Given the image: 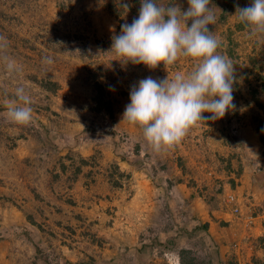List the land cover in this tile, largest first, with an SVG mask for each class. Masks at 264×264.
I'll return each mask as SVG.
<instances>
[{
	"label": "rangeland",
	"instance_id": "1",
	"mask_svg": "<svg viewBox=\"0 0 264 264\" xmlns=\"http://www.w3.org/2000/svg\"><path fill=\"white\" fill-rule=\"evenodd\" d=\"M252 2L210 4L236 109L155 151L123 120L130 91L195 62L151 69L112 51L140 0H0V264H264V33L236 14ZM19 86L28 125L7 115Z\"/></svg>",
	"mask_w": 264,
	"mask_h": 264
},
{
	"label": "clouds",
	"instance_id": "2",
	"mask_svg": "<svg viewBox=\"0 0 264 264\" xmlns=\"http://www.w3.org/2000/svg\"><path fill=\"white\" fill-rule=\"evenodd\" d=\"M140 2L138 18L121 25V33L113 37L112 51L126 62L151 69L161 63L174 66L182 57L195 62L188 73L177 72L171 79H141L130 91L123 120L139 126L148 144L160 151L181 143L198 123L222 119L236 109L235 69L232 61L218 52L221 41L208 27L216 21L211 0H187L186 11L175 4L160 6L156 0ZM237 13L239 21L254 33H264V0H253L243 8L237 6ZM7 47V39L0 36V50ZM4 59L9 74L20 71L15 60L7 56ZM31 104L25 88L17 87L14 98L5 101L9 119L19 125L30 124Z\"/></svg>",
	"mask_w": 264,
	"mask_h": 264
},
{
	"label": "trees",
	"instance_id": "3",
	"mask_svg": "<svg viewBox=\"0 0 264 264\" xmlns=\"http://www.w3.org/2000/svg\"><path fill=\"white\" fill-rule=\"evenodd\" d=\"M47 84H48V83H47ZM47 84H46V85H47ZM50 85H53V86H54L55 84L52 83V84H50ZM97 89H98V91H99L100 89H102V87H101L100 85H98V86H97ZM101 99H102V96H101V94L99 93V96L95 99V101L97 100V102L99 103V102H101ZM183 253H185V251H183L182 254H183Z\"/></svg>",
	"mask_w": 264,
	"mask_h": 264
},
{
	"label": "built area",
	"instance_id": "4",
	"mask_svg": "<svg viewBox=\"0 0 264 264\" xmlns=\"http://www.w3.org/2000/svg\"><path fill=\"white\" fill-rule=\"evenodd\" d=\"M229 200H231L232 202H233V201H236L235 198H234L233 196H230ZM236 210H238V209L236 208Z\"/></svg>",
	"mask_w": 264,
	"mask_h": 264
}]
</instances>
